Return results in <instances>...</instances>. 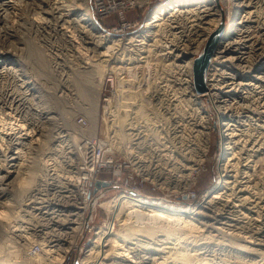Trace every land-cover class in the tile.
Wrapping results in <instances>:
<instances>
[{"label":"bare ground","instance_id":"1","mask_svg":"<svg viewBox=\"0 0 264 264\" xmlns=\"http://www.w3.org/2000/svg\"><path fill=\"white\" fill-rule=\"evenodd\" d=\"M60 3L61 9L55 6L54 0H0V75L13 81L6 87L7 91L0 88V147L11 134L19 153L13 174H9L13 197L6 198L8 203L5 198L0 200V227L4 233L21 230L18 203L41 173L38 165L22 170L24 154L23 146H19L25 142L22 138L40 135L41 139L26 142L42 148L56 141L52 136L54 131H43L46 120H40L41 115L37 112L34 116L35 112L30 110L32 105H38L32 103L31 96L35 99L43 95V83H37L29 75L30 64L24 60L29 58L34 65L32 70L40 77H47L53 67L52 71L57 72L54 74L73 93L76 90L80 94L85 102H76V105L86 112L84 116L89 122L86 131L92 135L99 130L101 77L107 63L120 60L112 54L116 42L103 34L102 26L93 16L90 0H61ZM23 11L25 17L19 15ZM14 12L20 17L8 25L7 14ZM225 15L230 17L233 27L219 37L214 50L216 62L207 77V89L200 94L193 82L195 54L218 29ZM153 17L165 20L164 39L168 45L163 71V139L172 134L169 141L172 143L167 145L164 141L163 154L159 155L161 184L171 192L187 191L193 186V172L207 155L212 126L202 97L222 112L218 182L206 190L195 206L176 205L142 193L116 195L101 202L110 217L100 226L87 256L93 257L94 264H264V0H170L161 4ZM26 20L25 25L30 29L34 24H45L49 34L45 43L59 44L51 45L52 48L39 45L29 33H23L25 29L20 23ZM56 50L61 53L66 50L62 53L64 62L55 61L62 55ZM106 56L109 58H102ZM123 59L130 62L139 56L126 55ZM178 62L180 71L174 68ZM76 70L84 81L78 77L71 79L72 73L77 75ZM187 104L193 113V122L190 121L193 126L189 127L195 146L182 151L185 142L181 140L183 134H188L191 118L187 117L190 113L185 107ZM1 105L10 109L22 106L28 117L25 120L16 110L9 112ZM3 167L0 158V169ZM66 175L75 179L73 174ZM4 189L0 187L1 196L5 194ZM87 206L88 203L84 208ZM66 211H69L71 228L77 233L84 231L86 216L75 215L68 208ZM117 223L122 225L118 230ZM25 235L18 238L33 239L30 234ZM76 240L75 234L69 245L46 246L45 256L34 255L32 261L60 264ZM24 247L28 248L29 244ZM17 251L20 247L13 252ZM0 264L9 262L0 260Z\"/></svg>","mask_w":264,"mask_h":264},{"label":"built area","instance_id":"2","mask_svg":"<svg viewBox=\"0 0 264 264\" xmlns=\"http://www.w3.org/2000/svg\"><path fill=\"white\" fill-rule=\"evenodd\" d=\"M155 1L157 0H90L91 10L97 22L101 23V19L113 13L117 16V21L112 26L101 25L106 38L116 42L112 54L120 60L107 63V69L101 77L100 128L95 135L87 134L89 122L84 115L79 114L74 119L75 128L72 132L55 134V146L42 148L36 146V143L33 147L27 144L29 139H41L40 135L22 138V141H25L19 144L23 146L24 154L21 157L22 170H29L38 165L41 167V173L32 189L25 193L20 201L18 220L21 230L12 234L8 231L5 233L9 235L6 243L8 249L16 250L20 247V251L32 253L33 256H45L46 246L59 248L61 245H69L71 238L68 239V236L77 234V230L69 224L70 215L69 211H66L67 208L75 215L83 213L84 217L86 216L87 222L81 233L92 235L85 243L88 248L89 244L95 243L100 226H104L110 217L106 209L107 220L100 226L96 223L97 207H102L100 199H105L111 191L115 192L114 196H122L146 194L145 187L153 190L163 189L159 155L163 154V71L164 55L168 49L164 39L166 22L164 19H154L158 8L149 17L144 16L142 21L125 17L126 11L143 12L146 6L154 5ZM159 1L161 5L167 0ZM226 18L228 17L226 16L224 21ZM224 23L223 35L233 27L231 20L228 24L226 21ZM151 26L155 28L152 29ZM198 54L196 52L195 57ZM126 55H138L139 59L128 62L123 59ZM178 56L179 53H176V57ZM212 57L207 77L213 68L212 64L216 62L214 53ZM178 64L179 62L174 66L176 71H180ZM65 98L70 100V96ZM213 108L220 114L205 109L212 124L211 133L213 125L219 133L218 144L221 149L222 112L214 104ZM72 134H75L76 139L70 137ZM7 137L3 142L5 147L0 150V158L4 164L0 176L5 188L4 198H8L7 190L11 185L9 174L13 173L15 157L19 154L16 153L18 148L13 144L11 134ZM204 161L194 170V180L195 172L199 173ZM67 173L73 174L75 179L67 178ZM103 173L107 176H101ZM98 182L100 186L96 185ZM26 233L33 239L18 238L19 235L26 236ZM56 235L62 236L60 240L63 241L52 238ZM26 244H29L28 248L24 247ZM76 246L77 243L72 244L71 250ZM64 260L60 264H64ZM8 262L22 264L16 260ZM32 264L38 263L33 261Z\"/></svg>","mask_w":264,"mask_h":264},{"label":"rangeland","instance_id":"3","mask_svg":"<svg viewBox=\"0 0 264 264\" xmlns=\"http://www.w3.org/2000/svg\"><path fill=\"white\" fill-rule=\"evenodd\" d=\"M55 1H56L57 4L59 2H61V0H54V2ZM165 1L166 0H163V2H165ZM169 1L170 0H167L165 3L169 2ZM159 2L160 1L157 0V1L154 2V5H152V6L151 5L146 6L143 9V12H139L138 13V16H137L136 19L142 21L144 19V16L149 17L151 15V13L160 6L159 5ZM57 4L55 6H57V7L59 6V9L63 8L62 7L63 4H61V3L58 4V5ZM56 11H58V10H56ZM130 11H136V10H128V11H126L125 12V17L127 19H129V20H135V19H130V18H134V17H131V15L128 14V13H130ZM14 14L16 15L15 12H14ZM14 14H11V13L10 14H7V17L9 15V17H8L9 18L8 19V21H9L8 25H11L13 23V20H15L18 17H20L19 16L20 14H22L23 17H25L26 12L23 11V13L21 12V13H19V15H16V16H13ZM29 16L30 17H34L33 14H29ZM225 17H226V15H225ZM227 17L228 18H226L225 21L228 24V23H230V20L231 19H230L229 16H227ZM116 18H117L116 14L113 13L112 15H110V16H108L106 18L101 19L100 21H102V22L101 23L98 22V24H100V25H102V24L104 25L105 24V25H107L109 27V26H112L113 24L116 23V21H117ZM27 21L28 20H26L24 22V24L23 23H20L21 24L20 26L21 27L23 26V28L25 29V31H24V29H22V31H24L23 32L24 34L29 33L28 35L31 37V39H33L34 41L36 40V42H38L39 45H41L40 43H42V45L44 47L47 45L46 47L52 48V47H50L51 45L53 46V45H58L59 44V43H54V44L49 45L48 43L47 44L45 43V41L47 40V36H49L48 29L46 28V25L45 24H42L40 26H39V24L37 26H35V24H34L33 28L30 29V26L29 25H25V24H27ZM37 28L39 29V31H36ZM69 29H71V28H69ZM1 39H3V38H1ZM63 51H65V52H63ZM63 51H62L63 54L66 53V50H63ZM56 52H58V54L61 53L59 50L58 51L56 50ZM63 54L59 58L60 60L57 59V58L55 59V61H57V63L59 61L60 62H64V60L62 59ZM23 56H24V54H23ZM24 57L26 58V56H24ZM28 59L26 58L24 61L27 64H30L29 65V71L31 72V74H29V75L34 76V79H35V81L37 83H39V84L43 83L42 84L43 87H42V91H41V95L42 94L43 95L41 97L37 96L35 99H34V96L33 95L31 96L34 99V101L32 99V103H38V105H36V106L35 105L34 106L32 105L31 106L32 108H30V110L32 109L35 112L34 113V116H36L37 115V112H38V114L41 115L39 117L40 120H42V119L43 120H46L45 121L46 128L45 129L42 128V129H44L43 131H45L46 129H48L46 131H49V130L52 131V132L54 131V133L52 134V136L55 137L56 136L55 134L59 133V131H61V132L71 131L72 132L74 130V128H75V123H74L75 117L77 115H79V114L86 115V114H84L86 112L84 110L82 111L80 109L81 107L78 108L76 104L78 102L79 103L80 102L83 103L85 101H83V98H81L80 94H78L77 92H75L76 90H74V93H73L72 88L69 87V86H67V85H65L64 81L63 80L61 81L59 79V76L57 74L56 75L54 74V73H57V72L56 71L53 72L55 70L53 67H51L52 68L50 70L51 72H49L50 74L53 72L51 74L52 76L49 74L48 75L49 77L47 75H46L47 77H45L44 75H41L42 77H40L38 74L34 73V70L35 69L32 70V67L34 68V65ZM65 70H69V69L68 68L67 69L65 68ZM72 72L73 71H71V72L69 71V73H72ZM77 72L78 71L76 70L75 73H77ZM79 74H80L79 72L77 73V75H75L74 73H72L71 74L72 75L71 76V79H73L75 77L80 78V75ZM81 77H83V76L81 75ZM69 78H70V76L68 77V79ZM84 78H85V76L83 77V79ZM38 79L40 80V82H39ZM81 79L82 78H80V81L81 82L84 81V80H81ZM95 79H96V77H95ZM98 79L99 78H97V80ZM11 82H13V81L12 80L9 81V80L3 79L2 76L0 75V88H2L3 90L6 89V87L8 86V84H9V87H10L11 86ZM44 82L47 84V86H46V84ZM55 82H57V83H55ZM5 91H7V89ZM35 95H38V94L36 93ZM77 95H79V96L76 97ZM65 96H68V97L70 96V98H69L70 100H68L67 98H65ZM204 102H205L204 105H205V108L206 109L212 110L214 113L216 112L214 110V108H213L212 101H209L208 99H204ZM3 103H4V101H3ZM5 106H6V104H5ZM5 106H4V109L5 110H7L9 112L10 111H13V110L14 111L16 110L17 115L18 116H23V119H26L28 117L25 108H23L22 106L19 107V108H17V109H12V108L10 109V107L9 108L8 107L5 108ZM189 106L190 105H188V104H187V106L185 105V107H187V109H188L187 110L188 112L191 110V107L189 109ZM13 107H15V106H13ZM185 107H184V109L186 111V108ZM188 114H187L188 116L186 115L187 117H191V114L193 115V113L191 111ZM29 116H31V115H29ZM189 119H188V121L190 122L192 120V117L189 118ZM192 122H193V120H192ZM189 125L191 127L193 126L191 122L187 126L188 128H191V127H189ZM188 128H187V133L188 134L190 133L191 135L190 134L189 135L188 134H183L185 136L186 135H188V136H186V137L183 136L182 137V140L181 141L182 142H185L184 144L181 143V145L183 144L182 151H183V148H186L187 147L186 149H188L189 147L195 146V145H193L195 143L194 142L195 140L193 141V139H192L193 138V136H192L193 135L192 134L193 133L192 132V128H191V130H188ZM171 136H172V134L169 135V136H167V138H164V139H167V140H164L163 139V142L165 141L164 143L167 142V145H171L172 142H169V141H172ZM70 137L73 138V139H76L75 134L70 135ZM218 137H219V133L217 132V129L213 125L212 133L209 136V145H208L209 146V149H208L207 155L205 156L204 164L200 166L199 173L195 172V177L194 178H196V179L195 180L193 179L194 180V184H193V186H191L189 188V190L182 191L181 192V190L178 189V190H180L179 192L170 193V192L167 191L168 189H165V188H163L164 190L163 189H161V190H153V189H150L149 187H145L144 192L146 193V196L147 195H150L151 197L153 196L154 198H161V199H164L165 201H170V202L175 203L176 205H182V206H187V205L188 206H195L199 202H201V200L203 199V194L206 192V190L209 189L210 187L216 185L217 182H218V162H219V158H220V153H219L220 147H219V144H218V141H219ZM40 138H42V137H40ZM189 140H192V141H189ZM187 141H188V143H187ZM190 142H191V144H190ZM188 144H190V145L188 146ZM3 147H5V144L4 143H3L2 147H0V150ZM186 149H185V151H186ZM1 171L2 170L0 169V176L2 175ZM101 176H107V174L106 173H103ZM0 179H1V177H0ZM0 183H1L0 187H2V191H3V188H4V186L2 185L3 184V181L1 182V180H0ZM11 186L12 185H10L9 188H8V190H7L8 198L13 197V194H12L13 193L12 192L13 186L12 187ZM2 191L0 193V196L2 194ZM111 192H110V194L107 195V197L105 199H100V202L110 200V198H112L115 195V192H112V193ZM2 199H4V196H1L0 200H2ZM5 203H8V199L5 200ZM18 205H19L18 207L21 208L20 202L18 203ZM97 212L98 213H97V216H96V223L100 226V225H102L107 220V211H106V209L104 207H97ZM121 227H122V225L117 223L116 229L118 230ZM73 234H74V236H73ZM73 234H70V236H68V239H70V237H72L71 238V240H72L73 237H75V233H73ZM91 236L92 235H90L89 233H87V234L84 235V232L83 233L80 232V233H77L76 234V238H77V240H76L77 242L76 243H77V246L75 248H72V250L70 249V252L68 253V257L64 260L65 261L64 264H82V263H84V264H94V263H96V262H94L93 257L91 258V257H88L87 256V255H89L88 253L91 252L89 249L94 245V244H89L88 245V248H86L85 243L88 241V238L89 239L91 238ZM7 237L9 238V236L5 235V233L3 232V228L0 227V241H1L0 247L1 246L3 247V250H2V247H1V250H0V260L2 261V260H6L7 259V261H8V260L11 259V260H16V261H20V262L23 261L22 264H32L33 261H34V260L32 261V259H33L32 258V256H33L32 253L26 252L24 250L19 251V252L17 251L15 253V252H13L14 249H13V251L8 250V247L6 245V243H7ZM52 238L59 239V242H62L63 241V240H60V239H62V236H60V235L52 236ZM3 239H6V240H3ZM10 239H11V237H10ZM8 252H10V253H8ZM11 252H13V253H11ZM211 258H214V257H211ZM37 263H38V261H37ZM39 263L42 264L41 262H39Z\"/></svg>","mask_w":264,"mask_h":264},{"label":"water","instance_id":"4","mask_svg":"<svg viewBox=\"0 0 264 264\" xmlns=\"http://www.w3.org/2000/svg\"><path fill=\"white\" fill-rule=\"evenodd\" d=\"M225 23L222 20L218 29L210 36L208 41L203 46L202 50L199 52L198 56L195 58L193 66V82L195 89L198 93H203L207 89V70L211 62L214 50L217 46L219 37L224 31ZM100 186V183H96Z\"/></svg>","mask_w":264,"mask_h":264},{"label":"crops","instance_id":"5","mask_svg":"<svg viewBox=\"0 0 264 264\" xmlns=\"http://www.w3.org/2000/svg\"><path fill=\"white\" fill-rule=\"evenodd\" d=\"M128 14L131 15V17H134V18H130V17L128 16L130 19H136L137 16H138V13H137L136 11H130V13H128ZM101 22H102V21H101ZM104 26H107V25L104 24Z\"/></svg>","mask_w":264,"mask_h":264}]
</instances>
